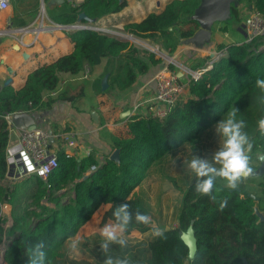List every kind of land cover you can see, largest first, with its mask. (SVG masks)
<instances>
[{"label": "trees", "instance_id": "16d2710c", "mask_svg": "<svg viewBox=\"0 0 264 264\" xmlns=\"http://www.w3.org/2000/svg\"><path fill=\"white\" fill-rule=\"evenodd\" d=\"M200 1L170 0L160 12H151L140 21L126 23L124 28L138 37L151 39L165 53L174 55L180 43L199 27L192 14ZM241 1L232 5L231 18L241 20V5H244ZM243 1L264 13V0ZM126 5L127 0L65 3L53 11L50 18L58 24L81 22L90 25L104 15L121 11ZM81 13L85 14L82 18ZM221 29L225 31L227 26ZM65 31L74 42L71 52L40 64L28 74L21 88L15 90L8 84L0 90V210L1 202L10 193L4 183L9 169L7 114L50 109L60 97L52 95L51 91L58 87L62 73L78 75L87 65L94 67L108 57L105 73L109 86L106 90H102L100 80L85 79L80 84L81 92L92 87L101 97L100 123L104 124L120 111L110 90L127 89L152 65H161L164 61L153 51L108 31L92 27ZM215 48L225 54L199 79L190 81L167 116L159 117L149 112L122 118L121 128L110 134L112 150L105 161L99 162L94 152L79 158L61 147L57 150V166L46 179L39 175L29 176L25 180L29 182V193L24 196L18 194V188L14 190L11 203L15 210L25 196L31 201L30 209L13 214L12 232L15 234L4 254L6 264H29V248L40 242L44 244L46 264H76L75 259L65 257L64 244L104 203L109 207L101 215L102 225L114 222V208L123 203H128L133 213L139 210L152 218V212L134 189L147 177L155 162L162 161L176 147L188 144L194 147L200 135L225 118L233 107L239 110L236 119L245 122L244 131L253 144L249 155L250 167L255 169L252 162L264 152V135L258 128V121L264 118V101L260 99L264 93L256 87V80L264 79V36L248 42L222 41L216 43ZM171 67L175 66L171 64ZM116 149H119V158L112 159ZM92 165L96 168L90 170ZM195 183L192 173L189 181L180 184L182 205L176 214L175 226L161 229L163 236L150 235L147 241L135 245L128 243L127 248L113 245L114 258H127L129 264H185L187 260L189 264H245V260L249 264H264V221H258L253 207L255 202L247 189L242 195L217 179L213 200L197 193ZM260 185L264 194V181ZM238 186L244 187V184L241 182ZM46 196L54 202V208L42 202ZM259 208L264 212V195ZM192 221L198 249L190 259L189 248L181 234ZM134 230L144 233L152 228L133 222L126 234ZM126 254L129 256H123Z\"/></svg>", "mask_w": 264, "mask_h": 264}, {"label": "crops", "instance_id": "0c3cea01", "mask_svg": "<svg viewBox=\"0 0 264 264\" xmlns=\"http://www.w3.org/2000/svg\"><path fill=\"white\" fill-rule=\"evenodd\" d=\"M82 1L83 0H62L59 2V0H48L45 2V0H11L7 8L0 10V90L5 86V82L8 78H12L10 85L15 90L21 88L28 74L40 64L54 61L59 56L73 50L74 42L68 36L65 29L56 27L58 23L53 22L50 17L51 13L58 10L62 4L78 5ZM169 1L170 0H127V5L121 11L104 15L90 22V25L101 27L102 31H108L127 39L126 36L130 32L124 28L126 23L140 21L151 12H160ZM242 7L243 5H241V10ZM233 19L234 18H230V20L215 23L218 24L217 29L213 30L211 41L203 47H196L194 44H187L184 42L180 43L175 52V56L178 57L180 54L184 57H193V55L196 54H208V59H210L215 50V46H213L214 43L222 41L243 42L246 37L243 28L244 19L240 20L236 29L230 30L229 21ZM224 26H227V30L225 31L221 29ZM207 60L205 62H207ZM107 62L108 57H105L100 64L94 67L88 65L91 70L90 78H82L83 72L78 75L62 73L61 78L66 79L67 83L64 89L59 93L60 97L53 103V106L50 109L30 112L36 118L37 125L47 126L54 134L65 130L77 132L79 142L75 155L81 158L90 152H94L101 162L104 161L105 156L112 150L110 139L111 132L121 128L124 122L122 118L132 114V102L139 93L143 96L152 93V88L154 86L153 76L160 67V65H152L149 71L139 76L136 83L132 86L123 91L117 90V100L114 96L112 99L120 109L119 113L116 114L117 116L119 115V117L114 115L109 121L101 124V116L99 113V100L101 97L92 87L81 92L80 84L85 79H91L93 82L100 80L102 85V80L104 76L107 75L105 73ZM205 62L196 66H202ZM127 103L129 106L126 108V111L130 110V113L125 115L126 111L123 112V107L126 106ZM93 111L97 112L98 120L93 118ZM7 120L9 122L8 118ZM9 130V146H11L18 141L20 132L24 129L14 123L10 124L9 122ZM152 168L153 167H151L150 172H148L147 177L134 189L133 192L135 194H137L138 191L140 194L141 191H150L151 187L146 184L148 181H152V179L155 178L153 176L155 170H152ZM8 173L4 179V183L9 187L10 193L4 200L8 202L9 206L4 210V219H0V227H2L0 231V244L5 243L6 247L15 234L10 231L13 229L15 223L13 218V214H15L13 210H15V208L11 203L12 193L18 188L19 184L29 177L24 176L13 181L11 177L12 172ZM108 207L109 204L104 203L96 212H99L101 217ZM100 220L97 219L93 227L90 226L91 222H89V220L83 224L79 228L77 234L73 236L79 237L81 240L77 253H73L69 249V244L73 237L65 242L63 247L65 257L75 259L76 264H103L107 256H111L115 259L116 250L112 246L107 254H102L100 251L99 245L102 242L100 230L106 225H101ZM109 223L110 222L107 224ZM171 226H175V224ZM158 228H160V226ZM144 235L146 238H143ZM150 235H154L152 230L144 233L134 230L126 234V238L130 245H135L141 241H147ZM123 256H129V254Z\"/></svg>", "mask_w": 264, "mask_h": 264}, {"label": "built area", "instance_id": "2783aa9c", "mask_svg": "<svg viewBox=\"0 0 264 264\" xmlns=\"http://www.w3.org/2000/svg\"><path fill=\"white\" fill-rule=\"evenodd\" d=\"M10 2L11 0H0V10L7 8ZM248 8L247 16L243 22V28L246 34L244 41L246 42L256 37L264 36V13L254 8L251 4ZM82 26H89L102 31V28L98 26ZM126 38L139 47L150 48L157 57L164 59L153 76L154 86L152 88V93L147 96H143L139 93L136 96L131 106L132 114L152 112L159 117L167 116L190 81L199 79L206 70L213 67L215 60L225 54V51L215 49L212 57L208 59L204 65L193 67L188 63L181 62L175 54L173 57H167V53H165L159 45H149L148 41L133 33H128ZM171 64L175 67L172 68ZM90 71V67L87 65L81 77L90 78ZM66 83L67 80L61 78L58 87L52 90L51 94L58 95L64 89ZM11 115L12 114L6 115L10 124L12 123ZM78 142L77 132L73 130H65L54 134L51 129L44 125H37V127L32 130L24 129L20 132L18 141L14 145L8 146V172H12L11 177L13 181L30 175H39L43 179H46L49 173L57 166V150L62 147L65 148L67 152L75 154ZM95 168L96 165H92L90 170ZM8 206L7 201H2L0 219H4V210ZM6 248L5 243L0 244V264H5L4 254Z\"/></svg>", "mask_w": 264, "mask_h": 264}, {"label": "clouds", "instance_id": "9594fccd", "mask_svg": "<svg viewBox=\"0 0 264 264\" xmlns=\"http://www.w3.org/2000/svg\"><path fill=\"white\" fill-rule=\"evenodd\" d=\"M256 87L260 89L261 93H264V79L258 78ZM260 99L264 101V96H261ZM237 112H239L237 108H231L226 117L215 125L216 133L222 139V145L213 153L211 159L193 155L188 163V168L196 177L195 191L207 195L213 200H215V196L212 193L217 179L225 181L228 188L235 189L253 171L250 167L249 155L253 144L244 131L245 122L236 119ZM258 128L260 134L264 135V118L258 121ZM221 207L223 208L224 205L222 204ZM113 217L114 222L106 224L100 230L102 242L99 246L102 254H107L113 245H118L122 249L128 247L126 233L133 222L151 226L157 237L164 235L161 229L153 224L151 216L143 214L139 210L133 213L128 203L115 206ZM80 244L79 237L71 238L70 251L77 253ZM29 251V264H46L43 242L30 246ZM103 264H129V261L127 258L113 259L111 256H107Z\"/></svg>", "mask_w": 264, "mask_h": 264}, {"label": "rangeland", "instance_id": "374dc122", "mask_svg": "<svg viewBox=\"0 0 264 264\" xmlns=\"http://www.w3.org/2000/svg\"><path fill=\"white\" fill-rule=\"evenodd\" d=\"M241 3L244 4L241 11L242 14L241 20L243 19L245 20L246 18L245 15L247 13V10H249L248 7L250 6L251 3L246 1L244 2L243 0L241 1ZM239 23L240 20L237 19H233L229 21L230 30L236 29ZM217 25L218 24L214 25V30L217 29ZM143 39L148 41L149 45H153V44L158 45V43L152 41L151 39L150 40L147 38H143ZM215 44L216 43H214L213 46H215ZM141 48H145V47H141ZM147 49L150 50V48ZM208 56H209L208 54H196L193 55V57H184L183 55L179 54L177 58L183 63H188L192 66H196L200 63H204L208 59ZM109 94L111 98L114 96L115 99L117 100L118 98L117 90L114 89L110 90ZM128 106L129 105L127 103V105L123 107V112L126 111V108ZM216 124H214L212 128L205 130L200 135V138L194 147L189 144L186 146L183 145L180 147H176L175 149L169 151L162 161H157L153 165L152 170H155L153 175L155 178L153 177L154 179H152V181H148L146 184L147 186L151 187L150 191L148 192L141 191V194L138 191L136 195L139 194L140 197L143 199L144 204L149 209H151L152 219L155 226L157 227L160 226V228L163 229V228H168L169 226L174 224L176 225V219H177L176 214L178 213L182 205V195H183V191L180 187V184H182V182L189 181L190 177L192 176V172L188 168L189 161L192 159L193 155H197L202 158L211 159L213 153L217 151L219 147L222 145V139L217 135L215 130ZM253 163L257 165L258 162L253 161ZM216 166L219 167V165ZM262 178L263 177L259 176L257 179L260 180ZM246 180H245L246 187H248L249 190L253 192H257L259 194L260 191L257 189V185H256L258 180L257 181L254 180L253 182L249 180L250 183H247ZM28 188H29V182L26 181L22 182L18 186V194H20L21 196H24V194L26 195L27 193H29ZM28 198L29 197L25 196V198L21 199L19 203V207H17L18 210H13L14 213L16 211L17 214H20L25 212V210L30 209L31 199ZM42 202L48 204L53 208L55 207L54 202L51 201L48 196L44 197L42 199ZM33 206L34 205H32L31 203V208ZM100 218L101 217L99 212L98 213L95 212L92 218L90 219V221L88 220L89 222H91L90 226L93 227V225L95 224L94 222L97 221V219L100 220ZM10 231H12V229ZM143 238H146V236L144 235ZM185 264H188V261H186Z\"/></svg>", "mask_w": 264, "mask_h": 264}, {"label": "water", "instance_id": "95a60500", "mask_svg": "<svg viewBox=\"0 0 264 264\" xmlns=\"http://www.w3.org/2000/svg\"><path fill=\"white\" fill-rule=\"evenodd\" d=\"M61 1L62 0H59V2ZM239 1L240 0H201L199 5L196 7L194 13L192 14V18L197 20L199 27L192 36L185 38L183 42L187 44H194L196 47H203L207 45L212 39L215 23L229 20L232 17V5L239 4ZM84 16L85 14L81 13L80 17L82 18ZM82 25L83 24L81 23L56 24V27L61 29L89 27ZM166 55L167 57L174 56L169 54ZM11 81L12 78H8L5 82V85L11 84ZM108 86H109V82H108V74H107L104 76L102 80V90H106ZM129 113L130 110H127L125 112V115H128ZM92 115L95 120H98V116H97L98 114L96 111H93ZM11 120L12 123H14L19 127H22L23 129L32 130L37 127L36 118L32 113L28 111H18L13 113L11 116ZM111 158L112 159L119 158V149L113 151ZM258 159L261 161V163L257 168L253 169L250 175L264 174V153H261L258 156ZM254 212L258 215L259 222L264 221V212L261 211L257 205L254 206ZM193 223L194 221H192L188 229L181 234L182 239L185 241V243L189 248L188 256L190 259L194 258L198 249ZM245 264H249L247 260H245Z\"/></svg>", "mask_w": 264, "mask_h": 264}, {"label": "flooded vegetation", "instance_id": "af4514ba", "mask_svg": "<svg viewBox=\"0 0 264 264\" xmlns=\"http://www.w3.org/2000/svg\"><path fill=\"white\" fill-rule=\"evenodd\" d=\"M261 153H264V152H260V154ZM259 154V155H260ZM258 155V156H259ZM258 156H257V160H254V161H256V162H258L257 163V165L255 164V168H257L259 165H260V163H261V161L258 159ZM253 163V162H252ZM250 176H256V178H258L259 176L260 177H263L262 179H260V180H258V179H254L255 181H257V189L260 191V193L258 194L257 192H253V191H251V190H249V188L248 187H246V185H245V180L247 179H244L243 181H242V183L244 184V187H242V186H237V188H235L236 190H238V192H240L242 195H243V190H246L247 189V193H248V195H250L252 198H253V200H254V205H253V207L255 206V205H257L258 206V208H259V203L261 202V199H262V197H263V192H262V187H261V185H260V183L261 182H263L264 181V174H261V175H250ZM249 176V177H250ZM246 182L247 183H250V181L247 179L246 180ZM253 182V181H252ZM231 190H233V189H231ZM260 209V208H259ZM195 230V229H194Z\"/></svg>", "mask_w": 264, "mask_h": 264}]
</instances>
